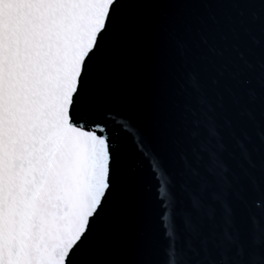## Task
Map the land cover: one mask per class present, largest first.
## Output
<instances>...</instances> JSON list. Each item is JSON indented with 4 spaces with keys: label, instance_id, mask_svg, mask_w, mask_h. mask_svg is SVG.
<instances>
[{
    "label": "snow or ice",
    "instance_id": "obj_1",
    "mask_svg": "<svg viewBox=\"0 0 264 264\" xmlns=\"http://www.w3.org/2000/svg\"><path fill=\"white\" fill-rule=\"evenodd\" d=\"M0 264H264V0H0Z\"/></svg>",
    "mask_w": 264,
    "mask_h": 264
}]
</instances>
